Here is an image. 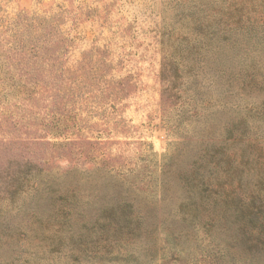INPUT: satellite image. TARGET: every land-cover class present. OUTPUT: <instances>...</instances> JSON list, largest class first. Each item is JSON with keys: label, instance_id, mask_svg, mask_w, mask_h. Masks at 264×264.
<instances>
[{"label": "rangeland", "instance_id": "374dc122", "mask_svg": "<svg viewBox=\"0 0 264 264\" xmlns=\"http://www.w3.org/2000/svg\"><path fill=\"white\" fill-rule=\"evenodd\" d=\"M0 264H264V0H0Z\"/></svg>", "mask_w": 264, "mask_h": 264}, {"label": "trees", "instance_id": "16d2710c", "mask_svg": "<svg viewBox=\"0 0 264 264\" xmlns=\"http://www.w3.org/2000/svg\"><path fill=\"white\" fill-rule=\"evenodd\" d=\"M182 207H187L185 204H182ZM200 209L199 207L195 206L193 208L189 209V214L188 217L186 216L185 219H189V222L194 225L195 227L197 226H203L201 225L202 223L200 222L199 218H200ZM211 221H207L205 224H208ZM212 240L215 241L218 244H221V241L218 239H216L215 236L212 237ZM174 245V243H173ZM174 248H176L177 251L182 252L184 250V248L180 247L179 245H174ZM241 262H243L244 260H240Z\"/></svg>", "mask_w": 264, "mask_h": 264}]
</instances>
